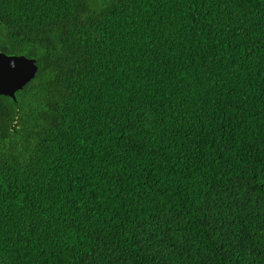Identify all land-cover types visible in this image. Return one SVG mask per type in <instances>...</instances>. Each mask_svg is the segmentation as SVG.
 Returning <instances> with one entry per match:
<instances>
[{
  "label": "trees",
  "instance_id": "1",
  "mask_svg": "<svg viewBox=\"0 0 264 264\" xmlns=\"http://www.w3.org/2000/svg\"><path fill=\"white\" fill-rule=\"evenodd\" d=\"M0 264H264V0H0Z\"/></svg>",
  "mask_w": 264,
  "mask_h": 264
},
{
  "label": "water",
  "instance_id": "2",
  "mask_svg": "<svg viewBox=\"0 0 264 264\" xmlns=\"http://www.w3.org/2000/svg\"><path fill=\"white\" fill-rule=\"evenodd\" d=\"M24 68H28L29 72L24 73ZM37 68V62L33 59L0 53V96L15 100V92L34 77Z\"/></svg>",
  "mask_w": 264,
  "mask_h": 264
},
{
  "label": "snow or ice",
  "instance_id": "3",
  "mask_svg": "<svg viewBox=\"0 0 264 264\" xmlns=\"http://www.w3.org/2000/svg\"><path fill=\"white\" fill-rule=\"evenodd\" d=\"M22 71H23L24 73H28V72H29V69H28V68H24V69H22Z\"/></svg>",
  "mask_w": 264,
  "mask_h": 264
}]
</instances>
